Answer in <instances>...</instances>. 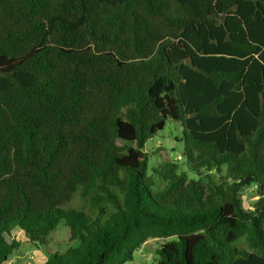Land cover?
Segmentation results:
<instances>
[{"label":"trees","instance_id":"obj_1","mask_svg":"<svg viewBox=\"0 0 264 264\" xmlns=\"http://www.w3.org/2000/svg\"><path fill=\"white\" fill-rule=\"evenodd\" d=\"M63 222L44 264H264V0H0V264Z\"/></svg>","mask_w":264,"mask_h":264},{"label":"rangeland","instance_id":"obj_2","mask_svg":"<svg viewBox=\"0 0 264 264\" xmlns=\"http://www.w3.org/2000/svg\"><path fill=\"white\" fill-rule=\"evenodd\" d=\"M182 136V127L178 122L169 120L166 127L154 139L150 140L145 150L150 153V170L163 160L174 159L180 161L182 169L187 172L191 179H198V174L191 172L186 166L184 160H181L183 145L176 142V138ZM246 205L250 206L256 197L253 190H247L244 193ZM17 239L22 243V247L16 251L5 264H44L51 251H65L68 247L78 246V242H70V230L61 223L58 229L50 236L47 246L32 244L27 242L21 230L15 229L8 240L11 242ZM170 239H150L142 247H140L134 255V262L132 264H155L157 258V251L161 246Z\"/></svg>","mask_w":264,"mask_h":264}]
</instances>
